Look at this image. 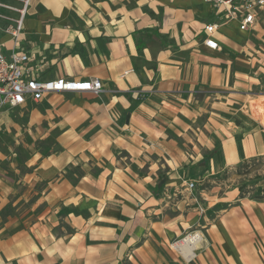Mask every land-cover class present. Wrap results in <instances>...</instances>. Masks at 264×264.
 Wrapping results in <instances>:
<instances>
[{
	"label": "crops",
	"instance_id": "1",
	"mask_svg": "<svg viewBox=\"0 0 264 264\" xmlns=\"http://www.w3.org/2000/svg\"><path fill=\"white\" fill-rule=\"evenodd\" d=\"M196 3L30 0L17 39L0 17L3 52L27 54L28 78L102 84L99 96L53 92L16 107L29 141L4 143L23 126L0 113V264H264V199H240L230 175L264 157V127L214 113L197 124L210 97L218 109L220 94L235 95L244 60L226 51L260 17L241 32ZM211 23L216 51L202 43ZM50 139L56 150L34 148ZM218 144L219 160L208 155ZM194 235L190 256L174 248Z\"/></svg>",
	"mask_w": 264,
	"mask_h": 264
},
{
	"label": "rangeland",
	"instance_id": "2",
	"mask_svg": "<svg viewBox=\"0 0 264 264\" xmlns=\"http://www.w3.org/2000/svg\"><path fill=\"white\" fill-rule=\"evenodd\" d=\"M16 1L19 2L22 7V3L18 0ZM195 1L196 0H127V3L128 6H187V4L188 6H201L200 4H195ZM0 2L3 4H7L8 1L0 0ZM16 9L19 8L16 7ZM26 16L27 12L25 13L22 21V28L20 31L21 33L23 29V22ZM0 17L9 22V25L4 30V32L6 33L7 28L13 26L10 20L17 19L19 15L17 18H9L4 16ZM239 40L240 44H238V49H235L233 52H226L232 55V57L239 55L243 57L244 64L238 69V71L241 73V77L239 79L240 85L236 84V92L233 96L231 95L229 90H225L223 94L219 95L224 104L218 105V109H213V107L211 106L213 96L210 97L209 105L207 107V113L198 118V125L202 124V122L205 121L206 116H210V113H214L224 119L225 123L226 121H231L234 123V125L238 126L242 124L243 120H248L257 123V126L260 125L264 127L263 124L254 119L256 118L258 120H261L262 116H264V12H262L260 16V21L256 30L254 32L240 34ZM259 104L262 105L260 106ZM254 106L262 107V113L260 116H257L252 110ZM11 110L13 111L9 113V116H11L12 120L19 126V128L21 126H23V128L22 131H18V134L13 131V133H11L10 135H6L5 137H3L2 141L6 144L13 143L12 140H23L24 142L26 140L29 141L26 134L23 132L26 121L25 108H14ZM221 118H219V121H221ZM6 138L9 139L5 140ZM17 148H20V145H18ZM34 148L46 155L51 149L56 150V143L55 140L51 139L43 141L35 140ZM262 159L263 160L256 163L255 166L249 170V173L245 177L237 176L235 169L230 173V175L235 174L237 177V188L238 186H246L245 190L249 192V196L258 195L260 191H263L264 157ZM69 172H72V169H70ZM224 177H226L225 173L218 178H220L219 180H221V178ZM192 189H194V184ZM183 240L184 239H182L181 241L173 242V246L182 243Z\"/></svg>",
	"mask_w": 264,
	"mask_h": 264
},
{
	"label": "built area",
	"instance_id": "3",
	"mask_svg": "<svg viewBox=\"0 0 264 264\" xmlns=\"http://www.w3.org/2000/svg\"><path fill=\"white\" fill-rule=\"evenodd\" d=\"M16 1V0H15ZM22 7L16 9L0 2V8L14 11L19 14L17 19H11L13 26L7 28L6 33L13 39H17L22 28L29 0H18ZM204 4L215 6L224 15V21H236L238 30L241 32L253 31L260 13L264 12V0H202ZM218 24L211 23L203 27V45L213 51L219 49L215 40L212 39ZM29 57L23 52H11L5 55L0 44V113L3 109L11 110L22 106L27 100L38 102L45 94L53 92L82 93L89 92L99 95L102 92V84L97 79L87 81H70L58 78L50 81H39L26 76L25 64ZM188 189L193 184L187 185ZM195 241L198 235L192 237Z\"/></svg>",
	"mask_w": 264,
	"mask_h": 264
},
{
	"label": "trees",
	"instance_id": "4",
	"mask_svg": "<svg viewBox=\"0 0 264 264\" xmlns=\"http://www.w3.org/2000/svg\"><path fill=\"white\" fill-rule=\"evenodd\" d=\"M208 155L210 157H216L218 160L220 159V146L218 144V146H216L212 151L208 152ZM263 157H258V158H250V159H242L240 161V163L235 166V172L236 175L239 177H245L248 173L249 170L255 166L256 163H258L259 161L263 160ZM72 172H67L66 173V177L68 179H70V181L75 184L77 182V179H74L71 177V174H76L78 173V168H71ZM74 170V171H73ZM78 177L81 176V173H78ZM246 186H238L239 189V198L240 199H250V200H255V201H261L264 199V188L263 191H260V193L258 195H253V196H249V192L246 191L245 188Z\"/></svg>",
	"mask_w": 264,
	"mask_h": 264
},
{
	"label": "bare ground",
	"instance_id": "5",
	"mask_svg": "<svg viewBox=\"0 0 264 264\" xmlns=\"http://www.w3.org/2000/svg\"><path fill=\"white\" fill-rule=\"evenodd\" d=\"M259 101V100H258ZM262 101V100H261ZM263 102V101H262ZM261 102V103H262ZM253 105H255V104H253ZM260 105V104H259ZM262 105V104H261ZM260 105V106H261ZM252 106V105H251ZM254 112H255V114L257 115V116H260L261 115V113H262V107H256V106H254L253 107V109H252ZM188 237V236H187ZM194 242H196L193 238H189V239H184L183 241H182V243H179V244H177V245H175L174 246V248H176V249H178L180 252H182L183 254H184V256H186V257H188V256H190L191 255V246H193V243ZM195 245H197L196 243H195Z\"/></svg>",
	"mask_w": 264,
	"mask_h": 264
}]
</instances>
